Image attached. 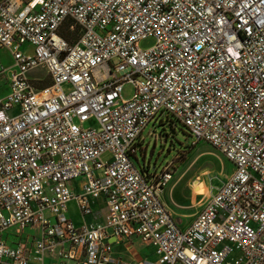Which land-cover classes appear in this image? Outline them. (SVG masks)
<instances>
[{
  "label": "built area",
  "instance_id": "obj_1",
  "mask_svg": "<svg viewBox=\"0 0 264 264\" xmlns=\"http://www.w3.org/2000/svg\"><path fill=\"white\" fill-rule=\"evenodd\" d=\"M0 49V264H115L110 238L152 247L132 264H264V0H0ZM164 113L233 167L184 229L173 158L131 159Z\"/></svg>",
  "mask_w": 264,
  "mask_h": 264
},
{
  "label": "rangeland",
  "instance_id": "obj_2",
  "mask_svg": "<svg viewBox=\"0 0 264 264\" xmlns=\"http://www.w3.org/2000/svg\"><path fill=\"white\" fill-rule=\"evenodd\" d=\"M154 43L153 36H146L138 41V47L147 49ZM11 62L10 52L7 49H0V64L8 66ZM43 74V69H36L31 71L29 76L39 77ZM132 93V84L124 83L120 92L121 97L127 99ZM164 115L163 118L155 117L156 120L161 118L159 122L155 124L149 122L145 126L141 132L146 136L143 143L139 144L141 150L136 153V156H131V159L141 171H145L143 165L152 171L154 168L159 170L166 161L173 158L172 180L166 186L163 195L169 203V211L189 221L233 167L230 161L207 142L197 140L192 143L194 138L187 128L170 113H164ZM151 131L156 137L149 135ZM68 214L74 222L77 221L78 211L74 201L68 204ZM183 220L181 224L185 223ZM24 233H34V229L26 227ZM147 250L148 247L143 248V251Z\"/></svg>",
  "mask_w": 264,
  "mask_h": 264
},
{
  "label": "crops",
  "instance_id": "obj_3",
  "mask_svg": "<svg viewBox=\"0 0 264 264\" xmlns=\"http://www.w3.org/2000/svg\"><path fill=\"white\" fill-rule=\"evenodd\" d=\"M160 119L156 120L154 118L151 121V123L155 124L157 121L159 122ZM161 124H163V123H161ZM145 138H146V136L142 135V134H141L140 138H138V140H137L138 141V143H137L138 151L141 150V147H139V144L143 143ZM144 149H145V147H144ZM143 168H145L144 169L145 171H143L144 173H148V172L151 171V170L146 169V167H144V165H143ZM170 181H169V183H170ZM168 184L166 186H168ZM166 186H165V188H166ZM72 187H73V189L75 191L78 190V182H74L72 184ZM170 187H171V185H170ZM165 188H164V190H165ZM164 190H163V192L161 194V200L167 206V208L169 210V207H168L169 203L166 201V199H165V197L163 195ZM169 192H170V188H169ZM196 195H198V194H196ZM203 204H204V202H203ZM203 204H202V207H203ZM93 209L95 210L96 215L95 216H86L85 217L86 221H93V220L100 221L102 219V214L104 213V207H103L102 203L101 202L94 203L93 204ZM68 215L72 219L70 214H68ZM171 215L173 216V219H174V221H175V223H176V225H177V227L179 229H184L191 222V220L194 218L193 217L191 220L188 221V220H183L182 218L178 217L175 214L171 213ZM82 220H83V218H81L79 213H78V218H77L76 222H74V220L72 219V221L75 224H80L82 222ZM182 220L185 221V223L181 224ZM27 235H29V234L22 232L19 236H17V238H15V237L12 236V234H9V238H12V239H18V238L26 239ZM109 240L112 243V254H113V256L116 259L115 264H132L135 260H137L139 258H149V259L153 258L152 247L150 245L140 241L139 239H136V238H133V239H126V238H115L114 239V238H110ZM146 247H148V250L145 252V251H143V248H146Z\"/></svg>",
  "mask_w": 264,
  "mask_h": 264
},
{
  "label": "trees",
  "instance_id": "obj_4",
  "mask_svg": "<svg viewBox=\"0 0 264 264\" xmlns=\"http://www.w3.org/2000/svg\"><path fill=\"white\" fill-rule=\"evenodd\" d=\"M69 22H70V21H69ZM62 33H63L64 35H66V36L68 35V32H67V31H66V32L63 31Z\"/></svg>",
  "mask_w": 264,
  "mask_h": 264
}]
</instances>
